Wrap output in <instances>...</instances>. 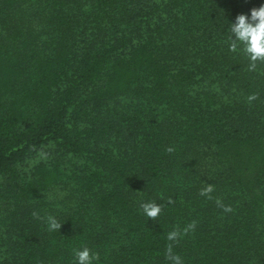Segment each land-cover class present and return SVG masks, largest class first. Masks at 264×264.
Listing matches in <instances>:
<instances>
[{
	"label": "trees",
	"instance_id": "obj_1",
	"mask_svg": "<svg viewBox=\"0 0 264 264\" xmlns=\"http://www.w3.org/2000/svg\"><path fill=\"white\" fill-rule=\"evenodd\" d=\"M261 2L0 0V264H264Z\"/></svg>",
	"mask_w": 264,
	"mask_h": 264
},
{
	"label": "clouds",
	"instance_id": "obj_2",
	"mask_svg": "<svg viewBox=\"0 0 264 264\" xmlns=\"http://www.w3.org/2000/svg\"><path fill=\"white\" fill-rule=\"evenodd\" d=\"M228 32V50L242 53L249 61L250 70L256 69L258 62L264 63V0L247 12L237 13L228 24ZM171 150L170 148L169 151ZM140 207L150 218L156 217L161 211L160 206L153 201L143 202ZM47 227L49 230H56L60 224L55 217L48 216ZM99 258V253L88 246L82 245L72 250V264H95ZM173 259L179 264V257Z\"/></svg>",
	"mask_w": 264,
	"mask_h": 264
},
{
	"label": "rangeland",
	"instance_id": "obj_3",
	"mask_svg": "<svg viewBox=\"0 0 264 264\" xmlns=\"http://www.w3.org/2000/svg\"><path fill=\"white\" fill-rule=\"evenodd\" d=\"M48 159H50V158H48V157H45V161L47 162L48 161ZM39 162V158H34V159H32V160H30V162H29V164H30V167H33L35 164H37ZM49 162H47V164H48ZM69 171V172H68ZM70 171H71V169H69V170H67V173H70ZM73 179V178H72ZM48 195H50V193L48 194Z\"/></svg>",
	"mask_w": 264,
	"mask_h": 264
}]
</instances>
